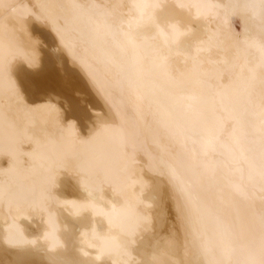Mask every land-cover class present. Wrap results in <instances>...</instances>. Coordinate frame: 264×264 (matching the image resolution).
I'll list each match as a JSON object with an SVG mask.
<instances>
[{"label":"bare ground","instance_id":"bare-ground-1","mask_svg":"<svg viewBox=\"0 0 264 264\" xmlns=\"http://www.w3.org/2000/svg\"><path fill=\"white\" fill-rule=\"evenodd\" d=\"M0 264H264V0H0Z\"/></svg>","mask_w":264,"mask_h":264},{"label":"rangeland","instance_id":"rangeland-1","mask_svg":"<svg viewBox=\"0 0 264 264\" xmlns=\"http://www.w3.org/2000/svg\"><path fill=\"white\" fill-rule=\"evenodd\" d=\"M239 14H235V15H232L231 16V18H230V22H229V24H230V31L233 33V35H240L239 33H241V31H242V23H241V17H239L238 16ZM32 22H34V21H30V25H32L33 23ZM39 23V22H38ZM90 113H91V111H90ZM92 115H99V113L98 112H92L91 113ZM132 117V116H131ZM133 118V117H132ZM132 118H130L131 120H132ZM129 122H131V121H129Z\"/></svg>","mask_w":264,"mask_h":264}]
</instances>
